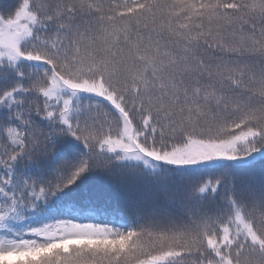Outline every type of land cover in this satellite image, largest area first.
<instances>
[{
  "label": "snow or ice",
  "instance_id": "obj_1",
  "mask_svg": "<svg viewBox=\"0 0 264 264\" xmlns=\"http://www.w3.org/2000/svg\"><path fill=\"white\" fill-rule=\"evenodd\" d=\"M0 264H264V0L0 4Z\"/></svg>",
  "mask_w": 264,
  "mask_h": 264
},
{
  "label": "trees",
  "instance_id": "obj_2",
  "mask_svg": "<svg viewBox=\"0 0 264 264\" xmlns=\"http://www.w3.org/2000/svg\"><path fill=\"white\" fill-rule=\"evenodd\" d=\"M8 0H0V4L7 6Z\"/></svg>",
  "mask_w": 264,
  "mask_h": 264
}]
</instances>
